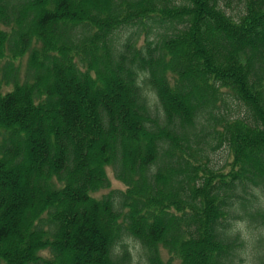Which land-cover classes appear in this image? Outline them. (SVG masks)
<instances>
[{
  "label": "trees",
  "instance_id": "obj_1",
  "mask_svg": "<svg viewBox=\"0 0 264 264\" xmlns=\"http://www.w3.org/2000/svg\"><path fill=\"white\" fill-rule=\"evenodd\" d=\"M257 188L264 0H0V264H231Z\"/></svg>",
  "mask_w": 264,
  "mask_h": 264
},
{
  "label": "clouds",
  "instance_id": "obj_2",
  "mask_svg": "<svg viewBox=\"0 0 264 264\" xmlns=\"http://www.w3.org/2000/svg\"><path fill=\"white\" fill-rule=\"evenodd\" d=\"M147 73L141 74V78ZM259 202V209L264 211V192L259 188L253 193ZM238 207V206H237ZM221 231L227 240H235L239 246L233 249L231 264H262L264 262V224L254 222L242 209L229 210Z\"/></svg>",
  "mask_w": 264,
  "mask_h": 264
},
{
  "label": "rangeland",
  "instance_id": "obj_3",
  "mask_svg": "<svg viewBox=\"0 0 264 264\" xmlns=\"http://www.w3.org/2000/svg\"><path fill=\"white\" fill-rule=\"evenodd\" d=\"M231 110L235 111H240V105L238 102L233 103V105L231 106ZM247 146H251V144H248ZM228 157V152L226 149L223 148H219L217 150L214 151V153H212L210 155V164H213L214 166H220L222 165L226 159ZM109 175L110 178L112 179V184L113 186H119L122 187V185L120 184V182H118L117 180H115L113 178V175L111 173V171H109ZM107 190H101L100 192L96 193L97 196L101 195L103 192H106ZM135 255L139 254V250H138V246H132ZM165 259V257H163ZM177 262L175 261V264Z\"/></svg>",
  "mask_w": 264,
  "mask_h": 264
}]
</instances>
